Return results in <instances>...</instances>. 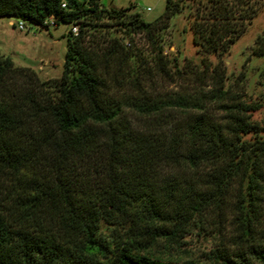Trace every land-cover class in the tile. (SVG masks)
Masks as SVG:
<instances>
[{
  "label": "trees",
  "instance_id": "1",
  "mask_svg": "<svg viewBox=\"0 0 264 264\" xmlns=\"http://www.w3.org/2000/svg\"><path fill=\"white\" fill-rule=\"evenodd\" d=\"M101 1L0 0V19L79 25L59 81L0 53V264H201L153 250L180 248L213 216L228 234L210 264H264V120H252L263 107L229 104L225 65L209 60L231 52L259 2L166 0L148 23ZM187 9L200 62L160 45L152 64L210 81L211 96L151 93L128 36L154 46Z\"/></svg>",
  "mask_w": 264,
  "mask_h": 264
},
{
  "label": "rangeland",
  "instance_id": "2",
  "mask_svg": "<svg viewBox=\"0 0 264 264\" xmlns=\"http://www.w3.org/2000/svg\"><path fill=\"white\" fill-rule=\"evenodd\" d=\"M257 1L258 16L246 33L235 42L231 52L221 59L212 57L209 60L214 64L222 61L225 65L228 78L226 89L230 90L228 103L261 105L263 108L253 113L252 120L262 122L264 120V55L259 54L264 52V0ZM101 5L108 10L135 7L133 12L138 13L146 22L152 23L164 15L166 0H102ZM189 15L190 11L187 9L183 15L175 17L165 32L156 34L154 46L143 34L128 36L134 45L133 53L138 55V60L142 59L146 69L152 72L144 84L149 92L165 96L186 90L195 91V88H198L211 96L213 85L210 81L199 83L194 80H180L174 71H171L169 76L161 74L159 66L152 64L160 45L163 47L164 56L168 59L177 57L182 65L186 60H192L195 64L200 62L193 44ZM18 22L17 19L12 18L0 19V53L10 58L17 67L32 69L43 81H59L67 54L65 35L70 31V27L60 23L58 26L44 29L27 24V31L22 32L14 27ZM258 40L260 43L256 45ZM210 108H213L212 113H214L216 107L212 105ZM106 234L109 235V231ZM227 234L225 223L213 216L208 224L193 227L190 235L182 240L180 248L160 245L154 248L153 252L176 262L194 260L201 264H210L208 257L217 248L223 235Z\"/></svg>",
  "mask_w": 264,
  "mask_h": 264
},
{
  "label": "built area",
  "instance_id": "3",
  "mask_svg": "<svg viewBox=\"0 0 264 264\" xmlns=\"http://www.w3.org/2000/svg\"><path fill=\"white\" fill-rule=\"evenodd\" d=\"M63 8H66V4H63ZM27 24L26 22L24 21H19L17 26H15L13 23L12 25H14V27H17L19 31H27ZM46 25H48L49 27L50 26H56V23H55V20L54 19H51L49 20L48 22H46ZM70 32L74 35V36H78L79 34V25H71L70 26ZM126 45L127 47H132V44L131 42L127 41L126 42Z\"/></svg>",
  "mask_w": 264,
  "mask_h": 264
},
{
  "label": "crops",
  "instance_id": "4",
  "mask_svg": "<svg viewBox=\"0 0 264 264\" xmlns=\"http://www.w3.org/2000/svg\"><path fill=\"white\" fill-rule=\"evenodd\" d=\"M12 24V23H11Z\"/></svg>",
  "mask_w": 264,
  "mask_h": 264
}]
</instances>
